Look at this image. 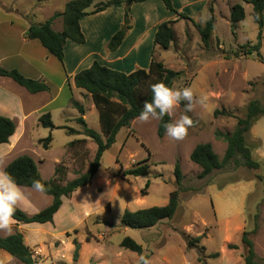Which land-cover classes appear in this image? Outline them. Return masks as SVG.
Listing matches in <instances>:
<instances>
[{"label":"rangeland","instance_id":"rangeland-1","mask_svg":"<svg viewBox=\"0 0 264 264\" xmlns=\"http://www.w3.org/2000/svg\"><path fill=\"white\" fill-rule=\"evenodd\" d=\"M69 1L0 0V21L44 23L62 13ZM228 1L222 0L218 8L214 3L209 5H213L216 17L210 48L203 44L196 27L186 20L175 25L176 39L170 49L158 46L153 51L156 61L181 73L174 81L175 87H191L196 95L209 97L206 109L197 106L193 112L186 113L195 122L188 136L183 141L167 136L160 139L159 121L141 124L135 120L130 128L122 129L117 142L104 154L92 184L64 198L53 223H15L13 234L24 235L34 253L35 264H137L140 255L121 247L127 237L140 244L143 255L152 258L154 264H204L200 260H206L207 264H245L244 232L250 233L258 259H264V117L247 135V145L254 159L262 164L260 169L238 165L242 159L237 156L226 168L201 178L202 169L191 161V153L203 143L212 144L223 160L228 148L224 136L235 131L238 119L246 117L252 101L264 106V63L256 54H242L243 46L257 44L259 28L254 21L253 7L246 6V19L238 24L234 35L231 9L239 2ZM201 14L210 15L209 11ZM161 19L166 16L161 14ZM53 24L55 30L63 29L61 17ZM21 25L18 23V27ZM94 30L90 27L91 33ZM141 32L139 30V34ZM261 53L264 57V34ZM9 82L6 84V79H0V87L7 86L8 91L18 89L19 102L25 103L31 113L27 122L29 131L23 142L16 143L13 155L32 156L47 181L53 179L57 167L65 168L63 185L85 173L94 160L97 145L83 135L84 128L77 123L80 113L74 103L88 109L85 115L88 126L101 133L99 111L90 95L54 78L53 92L50 88L48 93L54 96L56 104L50 105L45 94L33 96L25 88ZM216 111H219L218 116H215ZM45 113L52 115L56 129H45L38 124ZM182 113L184 107L180 105L176 118ZM34 123L39 126L32 128L30 124ZM50 135L53 140L45 150L39 140ZM78 140L86 143L70 145ZM177 162L181 165L183 182L176 216L151 229L124 227L121 220L126 210L134 212L169 203L171 193L179 188L175 177ZM145 165L150 166L148 177L124 176L127 170ZM148 181L150 185L144 195ZM51 203L50 196L33 193L21 209L34 215ZM7 236L0 233V237ZM198 237H202V241L190 247L189 243ZM75 239L81 244L78 262L73 260ZM232 245L237 249L230 248ZM216 253L219 257L213 258ZM0 264L22 263L0 249Z\"/></svg>","mask_w":264,"mask_h":264},{"label":"trees","instance_id":"trees-1","mask_svg":"<svg viewBox=\"0 0 264 264\" xmlns=\"http://www.w3.org/2000/svg\"><path fill=\"white\" fill-rule=\"evenodd\" d=\"M146 1L148 0H129L126 2L124 24L110 40L107 46L109 52L117 51L123 44L128 33L132 30L131 7L134 4L144 3ZM243 1L253 7L254 21L259 28V33L257 36V44H246L242 48V54L246 56L256 54L260 61L264 63V57L261 53L264 34V0ZM163 2L168 10L175 11L171 0H163ZM122 3L124 2L121 0H109L99 3H95L94 0H71L66 4L62 13L55 15L44 23H32L25 34V38L28 40H38L50 55L57 58L61 63H64V49L68 41L79 45L86 43V37L81 28V20L84 17H93L114 5ZM209 14L211 19L205 25L197 23L186 14H179L180 20H188L196 27L203 44L207 48H210L212 37L215 33L216 17L213 5L209 7ZM257 16L259 17L258 19ZM58 17L63 19V30L61 32H57L53 28V22ZM245 19L246 12L244 6L239 3L234 5L231 9L230 16L231 29L234 35L236 34L238 24ZM176 23L168 21L159 26L155 35V47L159 46L164 50L170 49L176 39L174 29ZM239 56L240 54H236V57ZM180 76L181 73L167 69L163 62L156 61L154 55L148 70L140 69L131 74H126L103 66L96 61L90 68L78 73L74 78L76 88L90 95L100 116L101 133L88 126L85 119V107L78 102L74 103V107L80 113V117L77 118V123L84 128L83 135L97 145L94 160L90 163L85 173L80 174L76 179L64 185L62 183L66 178V170L61 166L55 169L53 179L47 181L42 177L38 163L32 156L21 155L13 160L7 165L6 170L16 179L18 184L30 186L33 179H42L48 188L46 195L52 198V203L47 208L34 215H30L19 208L15 213L16 223L22 225L53 223L55 216L63 207L64 198H70L77 191L92 184L101 168L104 154L117 142L119 132L122 129L130 128L141 111L143 103L151 100L150 85L163 82L169 86H174V81ZM0 77L12 79L31 94L50 91V87L44 81L27 78L16 69L8 70L1 65ZM144 89H146L145 94H143ZM181 106L183 107V104ZM222 113L226 115L225 112ZM218 115L219 111H216L215 116ZM262 117H264V106L259 101H252L247 108L246 117L238 119L235 131L232 134L224 136L228 148L223 160L216 154L212 144H199L191 153V161L202 169L201 178H206L226 168L237 156H240L242 159L241 164L237 162L238 165L254 170L260 169L262 164L254 159L252 150L247 145V135L255 123ZM167 122H171V118L168 116H165L162 121H159L157 134L160 139L166 136L163 125ZM39 125L45 129H56L50 113H45L40 117ZM17 128L18 125L15 120L0 113V145L10 143ZM219 136L222 137L221 135ZM52 140L53 137L50 135L48 138L39 140V143L45 150H48ZM80 143L85 144L86 141L78 140L71 142L70 145L74 147ZM149 175V165L134 167L127 170L124 174L125 177H148ZM175 177L179 188L171 193L167 205L141 209L134 212L126 210L121 220L122 225L133 229H151L166 220H172L176 216L180 205V192L183 182V173L179 162L176 163ZM149 185L150 182L148 181L143 190L144 195ZM201 241L202 237H198L192 240L189 245L190 247H195ZM242 243L247 249L246 255L244 256L245 264H264V259H258L255 245L250 239L249 232H244ZM74 245L73 260L74 262H78L81 244L75 239ZM121 247L138 255H143L144 253L143 247L129 237L123 240ZM230 248L237 249L233 245ZM0 249L7 252L22 264L36 263L33 251L26 244L24 235L20 232H16L7 237H1ZM212 257H219V253L213 254ZM200 261L207 264L206 260Z\"/></svg>","mask_w":264,"mask_h":264},{"label":"crops","instance_id":"crops-1","mask_svg":"<svg viewBox=\"0 0 264 264\" xmlns=\"http://www.w3.org/2000/svg\"><path fill=\"white\" fill-rule=\"evenodd\" d=\"M171 1L175 11L168 10L163 0H148L144 3L134 4L131 7L132 30L128 33L121 47L115 52H109L107 46L124 24L126 4L114 5L93 17H84L80 23L86 37V43L79 45L68 41L64 49V63L50 55L38 40L25 38V34L31 25L29 22H21L15 19L0 21V65L8 70L16 69L27 78L44 81L49 85L52 92L51 86L54 78L62 80L64 85L70 84L73 90L76 89L74 88L76 86H73L75 85V76L90 68L96 61L103 66L126 74H131L140 69L148 70L153 60V51L158 47H155V35L162 23L168 21H179L178 24L182 21L185 22L186 20H179L180 13L186 14L196 21V16L209 11L211 3H214L215 8L222 5V0ZM225 1L229 3L228 0ZM238 2L244 6L246 12V6L250 4L243 0H238ZM161 14L166 16V19H161ZM18 23L22 25L18 27ZM90 27L95 29L94 32H90ZM53 28L55 30L54 24ZM62 30L55 31L61 32ZM139 30H142L140 34ZM0 79H6V84L13 81L3 77ZM5 88L8 87L5 86ZM5 88L0 87V113L18 122L17 131L10 143L0 145V153L5 154L7 165H9L19 157L18 155L14 156L12 151H14L16 143L23 142L24 137H26L29 131L27 122L30 120L31 113L25 103L19 102L18 89L8 91ZM42 94H45V100L48 104H56V99L48 92L31 95ZM85 109L88 113V109L86 107ZM38 124L34 123L33 126L31 124L30 126L35 128L39 126ZM40 211L37 210L34 214Z\"/></svg>","mask_w":264,"mask_h":264},{"label":"clouds","instance_id":"clouds-1","mask_svg":"<svg viewBox=\"0 0 264 264\" xmlns=\"http://www.w3.org/2000/svg\"><path fill=\"white\" fill-rule=\"evenodd\" d=\"M259 17L257 16V19ZM211 17L201 14L197 22L206 24ZM151 100L145 101L136 120L141 124L162 121L165 116L171 122L164 123L165 135L174 141H183L194 127V120L186 113L193 112L197 106L206 109L209 97L206 94L196 95L191 87L178 88L163 82L150 85ZM183 104L184 113L176 118V109ZM5 154L0 153V233L13 234L16 223L15 213L29 201L33 193L46 195L48 188L42 179H33L30 186L20 185L6 170ZM137 264H154L152 258L140 255Z\"/></svg>","mask_w":264,"mask_h":264},{"label":"water","instance_id":"water-1","mask_svg":"<svg viewBox=\"0 0 264 264\" xmlns=\"http://www.w3.org/2000/svg\"><path fill=\"white\" fill-rule=\"evenodd\" d=\"M130 3V2H129Z\"/></svg>","mask_w":264,"mask_h":264}]
</instances>
